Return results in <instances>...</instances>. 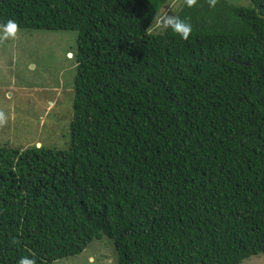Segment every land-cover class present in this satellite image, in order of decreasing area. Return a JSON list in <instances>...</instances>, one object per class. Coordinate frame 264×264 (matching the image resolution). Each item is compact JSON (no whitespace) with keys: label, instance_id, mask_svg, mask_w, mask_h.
I'll return each mask as SVG.
<instances>
[{"label":"trees","instance_id":"trees-1","mask_svg":"<svg viewBox=\"0 0 264 264\" xmlns=\"http://www.w3.org/2000/svg\"><path fill=\"white\" fill-rule=\"evenodd\" d=\"M165 2L0 0V25L76 33L67 147L0 146V264L102 236L116 264L264 253V0L182 3L187 41L149 31Z\"/></svg>","mask_w":264,"mask_h":264},{"label":"rangeland","instance_id":"rangeland-1","mask_svg":"<svg viewBox=\"0 0 264 264\" xmlns=\"http://www.w3.org/2000/svg\"><path fill=\"white\" fill-rule=\"evenodd\" d=\"M227 1L237 6L249 4V0ZM182 3L167 0L157 16L166 11L175 14ZM170 4L173 7L169 8ZM161 30L155 27V20L149 27L151 32ZM75 36L71 30L18 29L15 38L0 41V111L7 116V123L0 127V146L24 148L38 143L67 147ZM89 257L95 258V264H116L117 254L112 241L102 236L92 239L80 253L52 264H88ZM237 264H264V253L250 255Z\"/></svg>","mask_w":264,"mask_h":264},{"label":"clouds","instance_id":"clouds-1","mask_svg":"<svg viewBox=\"0 0 264 264\" xmlns=\"http://www.w3.org/2000/svg\"><path fill=\"white\" fill-rule=\"evenodd\" d=\"M183 3L187 7L192 8L197 5L198 0H183ZM207 3L210 8H214L218 3V0H207ZM171 7H173V5L170 4L169 8ZM155 27L164 31L171 30L184 41H187L190 38L193 31L192 25L189 21H187L186 19H181L178 15L173 14L171 11H166L161 15L157 16L155 18ZM17 32V23L13 20H9L6 24L0 25V41L9 38H15ZM69 56H71V53ZM6 123L7 116L4 112L0 111V127H3ZM12 242L17 243L18 241H16L14 238ZM18 264H37V261L34 256H22L19 259ZM88 264H95V258L89 257Z\"/></svg>","mask_w":264,"mask_h":264},{"label":"water","instance_id":"water-1","mask_svg":"<svg viewBox=\"0 0 264 264\" xmlns=\"http://www.w3.org/2000/svg\"><path fill=\"white\" fill-rule=\"evenodd\" d=\"M68 55H70V53H68Z\"/></svg>","mask_w":264,"mask_h":264},{"label":"crops","instance_id":"crops-1","mask_svg":"<svg viewBox=\"0 0 264 264\" xmlns=\"http://www.w3.org/2000/svg\"><path fill=\"white\" fill-rule=\"evenodd\" d=\"M39 146V144H37Z\"/></svg>","mask_w":264,"mask_h":264}]
</instances>
